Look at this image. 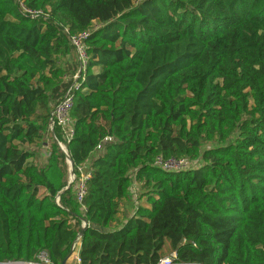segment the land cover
<instances>
[{"label": "trees", "instance_id": "16d2710c", "mask_svg": "<svg viewBox=\"0 0 264 264\" xmlns=\"http://www.w3.org/2000/svg\"><path fill=\"white\" fill-rule=\"evenodd\" d=\"M66 27L90 30L65 142L90 161L81 203L50 128L78 71ZM80 236V264H264V0H0V263L63 264Z\"/></svg>", "mask_w": 264, "mask_h": 264}, {"label": "built area", "instance_id": "2783aa9c", "mask_svg": "<svg viewBox=\"0 0 264 264\" xmlns=\"http://www.w3.org/2000/svg\"><path fill=\"white\" fill-rule=\"evenodd\" d=\"M19 5H20L21 10L27 15H30L32 17L43 15L42 11L32 10L28 8L26 5H24V3L21 1H19ZM97 26L98 25L95 22L92 28H96ZM89 31L90 30L88 29L81 33L71 34L67 27L64 28V32L68 35L70 39V43L72 44L74 48L76 59L78 61V71L75 73L73 77V82L68 87L65 94L54 106V109L51 112V116H50V128L52 130H54L55 126L60 128L62 140L61 141L58 140L56 135H55V139L57 140L58 145L61 148V150L66 154L67 161L69 163H70V160H69V155L67 152V147H66L65 142L69 141L71 138V135L73 134V121L70 117V111L74 104V92L81 88L82 82L85 80L86 67H87L88 58H89L85 41L89 36ZM113 139L114 138L112 136H107L104 138L103 141L110 142ZM101 151H102V144L100 143L96 148V153L101 152ZM86 163L88 164V162H85L77 167L78 174L74 175L72 179L74 183V187H75V197L77 201L80 203L83 201L84 196L87 193L88 180L91 177L90 164L87 167V169L84 168L87 165ZM194 163H195L194 160H191L186 157L168 158V159L157 157L155 161V164L161 166L162 168L168 171L188 169L190 167H194ZM83 170H85V172ZM132 188H133V185L131 189ZM56 201L58 202V198H56ZM0 264H50V261L47 257L46 251L43 250L37 255L36 261L26 262V261L18 260V261H7V262H3ZM155 264H179V263H176L173 257L167 256V257L162 258L158 263H155Z\"/></svg>", "mask_w": 264, "mask_h": 264}, {"label": "rangeland", "instance_id": "374dc122", "mask_svg": "<svg viewBox=\"0 0 264 264\" xmlns=\"http://www.w3.org/2000/svg\"><path fill=\"white\" fill-rule=\"evenodd\" d=\"M75 53V52H74ZM66 69H69V68H71V65L70 64H67V65H65L64 66ZM54 131V130H53ZM54 133H55V131H54ZM56 135V134H55ZM57 137V136H56ZM61 141V140H60ZM38 152H37V163H38V165H43V164H48V166L50 167V163H51V161H50V155H49V152H48V148H43V147H41V148H39L38 150H37ZM60 161V169L62 170V171H64L65 173H66V180H67V182L69 183V184H72L73 185V181H72V179H73V177H74V175H77L78 174V172L77 171H75L74 169L72 170V168H71V164L67 161V159L65 160H59ZM88 162V164L84 167V168H86L87 169V167L89 166V164H90V162L89 161H87ZM85 169V170H86ZM85 170H83L84 172H85ZM135 173H132L131 174V177H132V179H133V188L131 189V191H132V193H133V198L134 199H132V201H133V203H136V200H137V197H136V195H137V192H139V186H137L136 185V183H135V180H134V177H135V175H134ZM74 190V189H73ZM126 203L129 205V202L128 201H126ZM139 203V202H138ZM138 203H137V205H138ZM126 206V205H125ZM125 209L126 208H124V212H125ZM133 209V208H132ZM129 213H131V210L129 211ZM132 214V213H131ZM167 251H168V254L169 253H171L172 252V250H171V247L169 246V245H167ZM75 252H76V250H75ZM175 255V253L174 252H172V254L171 255H169L168 257H170V256H174Z\"/></svg>", "mask_w": 264, "mask_h": 264}, {"label": "crops", "instance_id": "0c3cea01", "mask_svg": "<svg viewBox=\"0 0 264 264\" xmlns=\"http://www.w3.org/2000/svg\"><path fill=\"white\" fill-rule=\"evenodd\" d=\"M43 148H47V146H44ZM135 183H136V181H135ZM136 185L138 186L137 183H136ZM129 196H130V200H128L129 205L126 204V206L124 207V208H126L125 212H124V214L126 216H129V215H131V213H133V209L132 208H135V206L138 203L137 200H136V203H133L132 199H134V198H133V193H132L131 190H130ZM124 208H123V211H124ZM130 210H131V213H129ZM73 245H74V247H72V251H71L72 253H70V255L68 256V258L66 260V264H80L79 263V250H80V246H81V237L78 238L74 242ZM75 250H76V252H75Z\"/></svg>", "mask_w": 264, "mask_h": 264}, {"label": "water", "instance_id": "95a60500", "mask_svg": "<svg viewBox=\"0 0 264 264\" xmlns=\"http://www.w3.org/2000/svg\"><path fill=\"white\" fill-rule=\"evenodd\" d=\"M69 160H70L71 168H72V170H73V169H74V165H73V163H72L70 157H69ZM82 231H83V230H82ZM82 231L80 232V235H82ZM71 253H72V252H71ZM66 260H67V259H66ZM66 260L63 261V264H66Z\"/></svg>", "mask_w": 264, "mask_h": 264}]
</instances>
